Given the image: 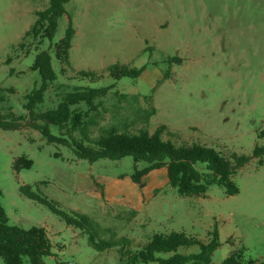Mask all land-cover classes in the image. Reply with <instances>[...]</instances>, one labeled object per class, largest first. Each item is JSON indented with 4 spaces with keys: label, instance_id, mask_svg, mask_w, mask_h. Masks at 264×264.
I'll return each instance as SVG.
<instances>
[{
    "label": "rangeland",
    "instance_id": "1",
    "mask_svg": "<svg viewBox=\"0 0 264 264\" xmlns=\"http://www.w3.org/2000/svg\"><path fill=\"white\" fill-rule=\"evenodd\" d=\"M48 4L0 0V111L23 117L19 129L0 128V204L9 223L46 228L52 243V254L44 256L47 264H120L115 248L94 249L87 234L26 197L20 187L29 185L60 208L88 214L102 228L127 236L135 246L154 233L171 231L207 242L216 227L221 246L213 264H221L237 249L244 250L245 262L264 261V165H258L257 158L233 175L239 187L235 195H227L217 184L203 196L181 195L161 168L143 177L142 201L138 190L134 197L125 185L135 184L132 156L90 162L70 146L49 143L32 126L43 124L33 118L56 108L66 93L114 85L96 98L97 109L85 117L94 120L91 137L111 127L153 132L166 124L163 137L176 143L251 155L256 145H264V0H70L66 9L76 30L72 66L54 56V42L64 35L67 16L60 18L53 41L24 38L37 12ZM43 50L51 53L57 78L30 115L26 95L42 84L32 65ZM172 56L177 59L170 63ZM116 62L145 70L137 78L115 80L106 70ZM80 70L102 76L92 80ZM72 108L85 112L88 105L81 102ZM49 129L69 141L81 137L78 131L70 134L52 124ZM23 155L33 165L18 171L14 162ZM145 165L138 163L139 168ZM111 184V194L105 195L102 189ZM177 252L197 253L199 246H181Z\"/></svg>",
    "mask_w": 264,
    "mask_h": 264
},
{
    "label": "trees",
    "instance_id": "2",
    "mask_svg": "<svg viewBox=\"0 0 264 264\" xmlns=\"http://www.w3.org/2000/svg\"><path fill=\"white\" fill-rule=\"evenodd\" d=\"M70 0H49L48 6L37 12V17L30 28L25 32L24 38L32 37L41 43L47 39L53 41L58 30L59 20L67 16L68 25L64 35L59 41L54 42L55 59L63 65L72 66L70 50L75 35V27L71 16L67 13L66 4ZM23 42L20 43L23 46ZM177 57H169L171 63ZM32 69L38 71L42 77V84L26 95L25 108L29 114L35 115V109L44 100V93L50 82L57 78V72L53 66V57L47 50L37 53ZM145 70L144 66H131L126 63L116 62L107 67V72L115 80L122 77H139ZM83 77L97 80L102 73L96 71L80 70ZM114 85L103 87L77 88L65 94L63 100L54 109L44 112L37 118L42 119L43 124L33 123L49 143H59L72 147L76 154L94 162L100 158L113 160L125 156H132L134 160V172L131 180L136 182L140 189L145 187L143 177L155 169L164 168L167 172L168 182L177 188L181 195L203 196L211 184L224 187L229 196L239 192V187L233 179L238 168L243 167L251 158H257L258 165H264V145H256L251 155L232 152L225 155L222 151L200 143H176L171 138H164L167 130L166 124H160L155 131L142 128L137 132L119 130L111 127L96 137H91L89 126L94 120L85 119L89 111L96 110L95 100L105 95ZM84 102L88 110L83 112L73 105ZM23 117L12 110L0 111V128L15 130L21 127ZM50 124L60 129L67 128L71 134L80 132L81 137L72 138L69 141L63 135H54ZM169 132V131H168ZM170 133V132H169ZM173 135V133H170ZM146 165L139 168L138 163ZM15 169L31 168L33 160L25 155L20 156L14 162ZM21 192L28 198L48 206L55 214L60 216L66 224L80 229L88 236V243L98 251L115 248L119 253L120 264H213L214 252L221 246L219 233L215 227L210 232L209 241L204 242L190 236L183 231H171L169 233H154L151 238L142 245L135 246L132 239L127 236H118L108 228H102L88 214L77 210L66 211L47 196L32 190L31 186L23 185ZM110 232V236L104 235ZM199 246V252L183 254L177 252L181 246ZM52 243L48 232L43 226L23 228L9 223V217L5 208L0 204V257L4 264H47L44 256L52 254ZM167 253L168 256H158L157 253ZM62 264V263H60ZM221 264H264L249 258L244 261V250L237 249L222 260Z\"/></svg>",
    "mask_w": 264,
    "mask_h": 264
},
{
    "label": "crops",
    "instance_id": "3",
    "mask_svg": "<svg viewBox=\"0 0 264 264\" xmlns=\"http://www.w3.org/2000/svg\"><path fill=\"white\" fill-rule=\"evenodd\" d=\"M156 170V169H155ZM153 171V170H152ZM134 182V181H133ZM117 183H119V182H117ZM135 184H133V183H125V185H126V187H129V190L128 191H130L131 192V194H133V196L134 197H136V191L138 190L139 192H138V194H140V197H139V199L141 200L142 199V201H145V196H144V192H143V189L141 190L140 189V187H139V185L136 183V182H134ZM120 185V184H119ZM113 186H115L114 184H111V185H109V186H107V187H104L103 189H102V191L105 193V195L106 194H108V193H110L111 194V192H112V187Z\"/></svg>",
    "mask_w": 264,
    "mask_h": 264
},
{
    "label": "built area",
    "instance_id": "4",
    "mask_svg": "<svg viewBox=\"0 0 264 264\" xmlns=\"http://www.w3.org/2000/svg\"><path fill=\"white\" fill-rule=\"evenodd\" d=\"M69 264H71V263H69Z\"/></svg>",
    "mask_w": 264,
    "mask_h": 264
}]
</instances>
